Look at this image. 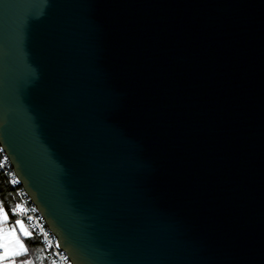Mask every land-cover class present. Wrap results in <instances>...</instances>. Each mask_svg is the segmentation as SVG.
<instances>
[{"label": "water", "instance_id": "1", "mask_svg": "<svg viewBox=\"0 0 264 264\" xmlns=\"http://www.w3.org/2000/svg\"><path fill=\"white\" fill-rule=\"evenodd\" d=\"M0 144L74 264H264V0H0Z\"/></svg>", "mask_w": 264, "mask_h": 264}, {"label": "built area", "instance_id": "2", "mask_svg": "<svg viewBox=\"0 0 264 264\" xmlns=\"http://www.w3.org/2000/svg\"><path fill=\"white\" fill-rule=\"evenodd\" d=\"M0 170L6 176L9 184L15 191V202L12 208L19 206L23 211L17 210L12 218L6 224L0 223V228H6L14 222L15 219H23L28 227L38 236L41 241L45 253L53 264H74L69 257L67 251L62 248L53 231L48 227L43 215L38 210L37 206L32 202L30 196L24 189L20 179L14 172L10 159L0 144ZM31 217V219H27Z\"/></svg>", "mask_w": 264, "mask_h": 264}, {"label": "snow or ice", "instance_id": "3", "mask_svg": "<svg viewBox=\"0 0 264 264\" xmlns=\"http://www.w3.org/2000/svg\"><path fill=\"white\" fill-rule=\"evenodd\" d=\"M17 210L23 211L19 206L9 211L15 215ZM27 219H31V217H27ZM8 220L9 212L0 203V221L6 224ZM32 238L33 234L25 226L23 219H15L8 227L0 228V264H36L37 261L43 264L41 256L37 255L35 258L30 256L25 240Z\"/></svg>", "mask_w": 264, "mask_h": 264}, {"label": "trees", "instance_id": "4", "mask_svg": "<svg viewBox=\"0 0 264 264\" xmlns=\"http://www.w3.org/2000/svg\"><path fill=\"white\" fill-rule=\"evenodd\" d=\"M14 202H15L14 188L9 184L6 176L0 170V203H2L4 209H6V211L9 212L11 218H12V214L11 211L9 210L12 209ZM29 231L33 234V238L25 240V243L26 246L29 248L30 256L35 258V256L39 255L43 258V264H52L48 259L45 253V249L41 241L39 240L38 236L30 228ZM36 264H40V262L37 261Z\"/></svg>", "mask_w": 264, "mask_h": 264}, {"label": "crops", "instance_id": "5", "mask_svg": "<svg viewBox=\"0 0 264 264\" xmlns=\"http://www.w3.org/2000/svg\"><path fill=\"white\" fill-rule=\"evenodd\" d=\"M6 210V209H5ZM9 220H11V217H10V214H9ZM8 220V221H9ZM0 223H2V221H0ZM25 223V222H24ZM25 226L28 228V226L26 225V223H25ZM28 230H29V228H28ZM19 231V230H18ZM23 238V237H22Z\"/></svg>", "mask_w": 264, "mask_h": 264}]
</instances>
